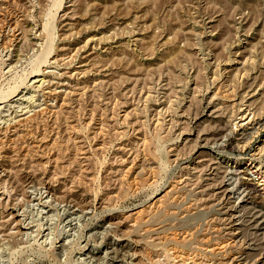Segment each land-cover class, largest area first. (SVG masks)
<instances>
[{"label":"rangeland","instance_id":"rangeland-1","mask_svg":"<svg viewBox=\"0 0 264 264\" xmlns=\"http://www.w3.org/2000/svg\"><path fill=\"white\" fill-rule=\"evenodd\" d=\"M40 69L0 150V264H264L218 188L264 165V0H0V98Z\"/></svg>","mask_w":264,"mask_h":264},{"label":"bare ground","instance_id":"bare-ground-1","mask_svg":"<svg viewBox=\"0 0 264 264\" xmlns=\"http://www.w3.org/2000/svg\"><path fill=\"white\" fill-rule=\"evenodd\" d=\"M12 37H14V36H12ZM5 45H7V44H5ZM40 71L41 72H40L39 75L34 76V77L30 78L28 81L24 82L25 83V85L23 86L25 88L24 91L22 89H19L18 92H16L14 95H12L10 97H9V95L8 96L6 95V96L0 98V150L3 148V145H4V143H3V137L5 136V134H7V133L8 134L9 133L14 134L16 132V130H17V127L21 123H23V122L27 121L28 119H30V117L35 112H37L38 110H41V109H39V103L37 101H35V99H36L37 93L40 92V91H42V90H44L46 87H48V85L51 83V80L49 78H46L47 77V73H44L43 72L44 70H41L40 69ZM62 85H63V83L62 84H59L58 87H60V88L64 87ZM31 92H33V94L31 96H28V94H30ZM32 97L35 98L33 101L30 100ZM5 111H8V113H4ZM43 111H45V110H43ZM248 117H249V115H244V116H242V119H247ZM250 120L251 119L245 120V121H247V123H249ZM243 125H244L243 123L240 124L241 127H243ZM213 143L216 146L220 147V148H226V147L231 146L233 142L231 141V138L229 137V133H226V134H223L220 137L216 138V140ZM258 148H259L260 153L262 152V154H264V140H263V143ZM255 159L253 161H251V159H250V162L248 161V163H247V165L245 166L244 169H243V167L241 168V165H240V161L239 160H237V159L234 160L230 164V166H227L226 167L225 174L221 177V180L219 181V184H218V188L220 189L219 192H220L221 199L222 200H226V208H227V211L226 212L228 214V219H229V222L231 224V226H230L231 229L230 230L233 231V232H235V233H233V235H235L233 241L237 237H238L237 238V240H238L239 237L243 236L245 234V232H247V231L250 232V235L258 236V237H260L261 240L264 239V210H263V208H257V206H254L250 210H245V207H242V206H244L242 203L236 202V201H241V202L248 203L247 201L249 199H252L251 200V203H253V198L255 197V195H257V194H263V196H264V193H262V192H264V165L261 162L259 163V161L256 162ZM196 167H197V165H196ZM204 167H208V165H205ZM4 171H5V169L3 168L2 164L0 163V177H1V174L4 173ZM251 175H256V178L258 179V183L253 184V183L250 182V179L251 178H249V177H251ZM31 179H32V177H31ZM30 182H31V180H30ZM47 183L48 182H46V185H47ZM28 185H30V184H28ZM30 190L32 191L31 188H30ZM50 195H51V193H50ZM40 196H42V195H40ZM234 197H235L236 201L233 202L232 198H234ZM60 198H61L60 203H63L64 207L65 206L67 207L68 205H72L71 202L70 203H65L66 200H64L62 197H60ZM84 199H86V198H84ZM30 202H31V200H30ZM31 205H32V203H31ZM78 210H79L78 208H75V210L73 211V213H76ZM81 210H82L83 213H86L88 211V209H87V211H85L84 209H81ZM44 212H47L48 213L49 211H44ZM238 213H241V214L238 215ZM9 214H11V217L14 220H17L16 214H14L12 211L9 212ZM17 224H19L18 221H17ZM237 240H235V241H237ZM120 243H122V242H120ZM229 244H230V242H229ZM245 244H247L246 248H248V249H250V248L251 249H255V246L252 244L251 241L246 240L245 241ZM225 245H226V243H224L223 246H225ZM108 246H110V245H108ZM220 247H221V245H220ZM210 248H212V247H210ZM103 252H105V251L103 250ZM247 254L248 253H246L245 251H238L236 254H233L231 256V261L229 263L230 264H256V261L257 260L255 259L256 261L253 260V262H252L251 259H249V257H248ZM262 254H264V253H260V256L261 257H262ZM243 255H245V256H243ZM263 257H264V255H263ZM242 258H244V259L242 260ZM258 261L260 262L262 260H258Z\"/></svg>","mask_w":264,"mask_h":264}]
</instances>
